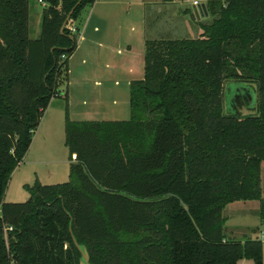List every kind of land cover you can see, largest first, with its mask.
<instances>
[{
    "label": "trees",
    "instance_id": "trees-1",
    "mask_svg": "<svg viewBox=\"0 0 264 264\" xmlns=\"http://www.w3.org/2000/svg\"><path fill=\"white\" fill-rule=\"evenodd\" d=\"M96 1L42 0L31 39V0H0V264H80L73 236L91 264H264L263 243L227 235L225 216L259 203L264 226V0H210L199 38L148 40L130 120L73 122L67 107L69 181L5 202ZM229 82L256 87L254 114L225 112Z\"/></svg>",
    "mask_w": 264,
    "mask_h": 264
},
{
    "label": "crops",
    "instance_id": "crops-1",
    "mask_svg": "<svg viewBox=\"0 0 264 264\" xmlns=\"http://www.w3.org/2000/svg\"><path fill=\"white\" fill-rule=\"evenodd\" d=\"M177 4L178 0H97L85 11L80 21L77 49L69 60L68 84L61 88L65 105L56 101L61 98L52 100L41 119L27 158L37 146L47 150L55 131L59 137H65L67 107L69 119L73 122L119 121V117H126L127 109L131 115L130 86L145 77L146 43L149 40L147 15L152 7L159 15L171 13ZM192 19L201 28L199 35H203L202 25L209 16L201 17L197 11ZM45 160L35 157L30 162L40 164ZM262 178L264 181V163ZM246 204H256L257 210L254 211L259 209V203H234L229 207L234 213L237 208H247ZM230 222L228 218L226 226ZM260 225L256 224L257 232ZM231 237L238 239L235 234Z\"/></svg>",
    "mask_w": 264,
    "mask_h": 264
},
{
    "label": "rangeland",
    "instance_id": "rangeland-1",
    "mask_svg": "<svg viewBox=\"0 0 264 264\" xmlns=\"http://www.w3.org/2000/svg\"><path fill=\"white\" fill-rule=\"evenodd\" d=\"M195 1L206 4L210 0H178V4L173 11L164 15L157 14L155 8H151L147 15V28L149 40H178V39H196L199 38L201 28L192 19V15L197 12ZM44 6L39 0L30 2V37L37 39L40 36V23L42 20ZM173 17H176L173 20ZM211 21V18L208 19ZM209 21V22H210ZM205 21L203 24H207ZM227 92L225 94V112L229 115H248L254 114L257 108L256 87L244 83L229 82L226 83ZM64 103V100L56 99ZM124 118V119H123ZM130 110L127 109L126 117H119V121L130 120ZM35 136V135H34ZM65 137L58 135L55 131L51 135V141L48 149H40L38 146L31 152L29 158L25 157L19 165L8 184L5 195L6 203H25L30 196L25 191L26 185L32 186L36 182L42 185L64 184L69 181V151L65 146ZM40 149V150H39ZM37 157L46 159L40 164H32L30 160ZM264 183V181H263ZM264 189V184H263ZM247 208L237 212H231L233 209L228 207L225 216L231 221L226 228V233L230 237L235 234L238 239L252 238L260 240L264 247V226L260 225V231L256 230V224L260 223L256 204H246ZM232 207V206H231ZM233 208V207H232ZM241 264H255L253 261H243Z\"/></svg>",
    "mask_w": 264,
    "mask_h": 264
},
{
    "label": "water",
    "instance_id": "water-1",
    "mask_svg": "<svg viewBox=\"0 0 264 264\" xmlns=\"http://www.w3.org/2000/svg\"><path fill=\"white\" fill-rule=\"evenodd\" d=\"M199 14L201 15V17H208L209 14H208V9H207V5L206 4H203V5H200L198 7V10ZM71 15L67 18V21L65 22L64 24V27H63V30L65 28H68V26L70 25L71 23ZM73 240H74V244L75 246L77 247V249L80 251L81 255H82V259L80 261V264H91V261H90V256H89V253L86 249V247L84 246H80L79 243L77 242V240L75 239V237L73 236Z\"/></svg>",
    "mask_w": 264,
    "mask_h": 264
},
{
    "label": "built area",
    "instance_id": "built-area-1",
    "mask_svg": "<svg viewBox=\"0 0 264 264\" xmlns=\"http://www.w3.org/2000/svg\"><path fill=\"white\" fill-rule=\"evenodd\" d=\"M39 2L42 3L43 5H45V4L42 2V0H40ZM194 5H195L196 7H199V6H200L199 2H195ZM68 28H69V30H70L72 33H75V32H76V27H75L74 23L70 24V25L68 26ZM7 230H8V229H6L5 231L7 232ZM9 230H12V228H10Z\"/></svg>",
    "mask_w": 264,
    "mask_h": 264
}]
</instances>
